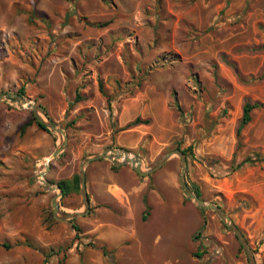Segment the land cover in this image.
Here are the masks:
<instances>
[{
  "label": "rangeland",
  "instance_id": "1",
  "mask_svg": "<svg viewBox=\"0 0 264 264\" xmlns=\"http://www.w3.org/2000/svg\"><path fill=\"white\" fill-rule=\"evenodd\" d=\"M0 96V264H58L44 227L60 191L38 175L47 145L53 153L65 137L35 123L23 132L33 111L19 97L66 135L46 181L79 176L83 158L107 149L140 157L144 171L187 150L188 186L231 217L264 264V0H0ZM247 103L261 106L238 137ZM137 118L149 122L125 128ZM172 159L161 169L175 174L180 210L163 215L151 243L175 233V253L153 264H249L217 213L185 194ZM59 202L83 206L81 191ZM88 216L75 220L82 232ZM88 239L76 232L67 250L81 256Z\"/></svg>",
  "mask_w": 264,
  "mask_h": 264
},
{
  "label": "crops",
  "instance_id": "2",
  "mask_svg": "<svg viewBox=\"0 0 264 264\" xmlns=\"http://www.w3.org/2000/svg\"><path fill=\"white\" fill-rule=\"evenodd\" d=\"M1 116L2 109H0V120ZM31 120L32 114L21 125L22 128ZM36 128L40 129L38 126ZM128 146L134 145H122L121 148L127 149ZM50 149L51 145H47L46 156L53 154ZM91 156L94 155L86 157ZM171 160H173L172 157L162 168L166 167ZM114 166L117 168L114 169ZM73 179L74 177L64 180L73 182ZM86 182L91 211L85 221L87 230L81 231L80 235L89 236L88 240H92L93 245L81 250V256L75 248L67 250L75 239L76 231L71 230L72 222L57 220L53 215L51 220H45L48 224L44 227L45 232L52 238V243L58 247V254L52 257V262L57 260L58 264H82V262L84 264H125L128 260H134L140 264H153V261H170L168 255L175 253V233L162 246H160L162 241L159 236L152 246L151 236L152 233H159V230L164 228L162 227L164 214L168 215L175 209L180 210L179 202L176 203L179 195L175 174L172 171L159 169L143 177L137 174L130 164L115 165L108 159H99L86 165ZM75 194L77 191L74 189L70 196ZM45 198L49 201L51 197L46 195ZM82 208L83 206L79 203L74 206L61 205V210L64 209L67 213L78 212ZM187 224L189 225L188 222ZM185 227L186 225L182 229L184 230ZM103 247L108 255H105ZM159 247L165 250L160 252ZM163 252L166 253L165 257L161 254Z\"/></svg>",
  "mask_w": 264,
  "mask_h": 264
},
{
  "label": "water",
  "instance_id": "3",
  "mask_svg": "<svg viewBox=\"0 0 264 264\" xmlns=\"http://www.w3.org/2000/svg\"><path fill=\"white\" fill-rule=\"evenodd\" d=\"M4 96H0V100H3ZM19 106L20 108H24V105H26L29 109H32L34 116L48 129H51L59 134H62L65 137L64 142L58 146V148L53 152V154L48 158L46 161V171L40 172L38 175V180H40L43 184L46 190L49 191H55L59 190L60 195H57L54 197L52 206H53V215L57 220L60 221H66L71 222L78 218L85 217L90 214L91 211V204H90V198L87 192V182H86V165L93 161V160H99V159H108L112 161L115 165H126L130 164L132 165L134 171L139 174L140 176L146 177L153 173H155L157 170L161 169L165 163L173 156L178 155L182 162V169L180 174V185L182 189L184 190L185 194L193 200L198 208L205 209V210H212L217 213V215L220 217L221 221L225 224V226L230 229L240 242L241 246L245 250L249 264H257L255 254L253 249L250 247L249 241L244 236V234L241 232V230L238 228V226L233 222L231 217L218 205L215 204H209L205 202L204 200L200 199L194 191L188 186L186 182V173L188 170V159L186 156V153L182 150H174L166 154L161 160H159L155 165L148 168L146 171L142 168V159L138 156H134L132 153L125 151V150H111L107 149L102 154H97L91 157H85L82 159L80 164V172H79V181H80V191L81 195L83 197V211H78L74 213H67L61 210V203L59 202V198L63 196V191L59 186H55L48 181L45 180L46 173L50 170V163L51 161L56 158L66 147V135L64 130L57 127L54 122L48 117V115L40 109L36 105L35 102H30L22 97H19ZM42 115V116H41ZM117 159H121V161H116Z\"/></svg>",
  "mask_w": 264,
  "mask_h": 264
},
{
  "label": "trees",
  "instance_id": "4",
  "mask_svg": "<svg viewBox=\"0 0 264 264\" xmlns=\"http://www.w3.org/2000/svg\"><path fill=\"white\" fill-rule=\"evenodd\" d=\"M102 83H100V89H102ZM21 94L24 95L25 94V91L22 90L21 91ZM80 97L77 96L76 97V101L79 100ZM261 106V104L259 103H254V104H251V103H247L244 107V113H243V117H242V120H241V123L239 125V128H238V131H237V135L238 137L241 136V133L243 131V129L245 128V126H247L251 121H252V111L256 108H259ZM149 121L146 120V121H143L142 119L140 118H137L135 121H133L132 123L128 124L125 128H130L132 126H137V125H140V124H146L148 123ZM36 124L40 129L44 130V131H48V129L34 116V114H32V120L27 123L23 128H22V131L24 132L28 127L32 126V124ZM240 146V145H239ZM186 154H187V150H183ZM191 151V150H190ZM258 160L259 161H263L264 162V157L261 156V155H258ZM117 167L114 166V169H116ZM50 183H54L53 181H49ZM57 186H59L62 191H63V196H62V199L64 197H67L69 196L73 190L75 189L77 192L80 190V181H79V176L78 175H75L74 176V179H73V182H70L68 180H60L58 181L57 183ZM197 196L199 198H201L199 192H196ZM72 222V226L73 228L75 229V231L77 232V236L81 233V229L78 225H76L75 223V220L74 221H71ZM89 245H93V242H89ZM3 246L5 248H9V245L7 244H3ZM104 249V253L105 255H108V252L106 251V249L103 247ZM196 257H200L201 254L199 253H196L195 254ZM60 263H62V261H60ZM117 264V263H115Z\"/></svg>",
  "mask_w": 264,
  "mask_h": 264
},
{
  "label": "bare ground",
  "instance_id": "5",
  "mask_svg": "<svg viewBox=\"0 0 264 264\" xmlns=\"http://www.w3.org/2000/svg\"><path fill=\"white\" fill-rule=\"evenodd\" d=\"M24 106H26V105H24ZM47 160H48V159H47ZM47 160H46V161H47Z\"/></svg>",
  "mask_w": 264,
  "mask_h": 264
},
{
  "label": "built area",
  "instance_id": "6",
  "mask_svg": "<svg viewBox=\"0 0 264 264\" xmlns=\"http://www.w3.org/2000/svg\"><path fill=\"white\" fill-rule=\"evenodd\" d=\"M117 160H118V159H117ZM117 160H116V161H117ZM119 160H121V159H119Z\"/></svg>",
  "mask_w": 264,
  "mask_h": 264
}]
</instances>
